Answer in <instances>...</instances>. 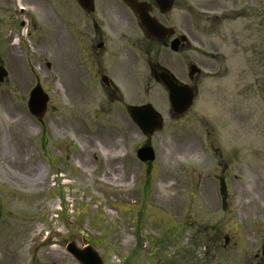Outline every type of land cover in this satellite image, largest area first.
<instances>
[{"label": "rangeland", "instance_id": "374dc122", "mask_svg": "<svg viewBox=\"0 0 264 264\" xmlns=\"http://www.w3.org/2000/svg\"><path fill=\"white\" fill-rule=\"evenodd\" d=\"M203 6L213 9L208 24ZM231 8V0H178L165 16L189 42L184 58L168 59L171 70L182 58L187 71L202 66L200 38L215 56L196 82L186 78L197 94L183 115L172 117L140 59L131 100L164 121L149 167L135 157L145 138L121 111L101 112L103 98L73 110L53 94L56 109L39 125L13 92L19 77L29 86L39 71L29 38L28 72L9 58L12 81L0 86V264H78L68 242L91 245L105 264H264V13L233 18Z\"/></svg>", "mask_w": 264, "mask_h": 264}, {"label": "flooded vegetation", "instance_id": "af4514ba", "mask_svg": "<svg viewBox=\"0 0 264 264\" xmlns=\"http://www.w3.org/2000/svg\"><path fill=\"white\" fill-rule=\"evenodd\" d=\"M136 1L149 3L151 16L165 27H171V34L162 41L150 38L125 0H94L91 11L82 9L76 0H0V31L4 35H0V66L6 69L0 86H8L12 81L9 58L21 62L28 72L25 56L29 38L39 71L32 76L33 83L29 86L21 77L15 81L13 92L21 98H27L30 90L40 85L44 92L54 94L73 110L81 107L89 110L92 98H103L101 112H109L113 107L127 117L129 107L134 104L131 99L139 93L141 58L146 63L149 79L167 93L160 81L161 74L173 75L177 84L187 77V64L183 60L186 47L180 46L176 53L169 49L171 40L178 38L184 28L171 25L165 19L167 13H160L152 0ZM248 2L231 0L230 15L238 18L264 13L263 0L257 1L254 8ZM212 10L201 8V23L209 22L204 13ZM199 44L200 64L205 69L214 55L204 52L203 38ZM173 55L183 58L179 66L171 70L168 59ZM48 106L56 109L52 104ZM44 120L45 116L37 123L42 125ZM221 183L225 196V182Z\"/></svg>", "mask_w": 264, "mask_h": 264}, {"label": "water", "instance_id": "95a60500", "mask_svg": "<svg viewBox=\"0 0 264 264\" xmlns=\"http://www.w3.org/2000/svg\"><path fill=\"white\" fill-rule=\"evenodd\" d=\"M83 8H88L92 5L93 0H78ZM157 2L165 9H169L171 2L170 0H157ZM135 10L139 13V18L142 25L145 27L148 34L155 38H162L166 29L159 26L153 19H151L146 10H141L142 4H137L130 1ZM195 67H191V74L194 73ZM4 76L3 69L0 68V81ZM162 82L169 90L168 100L174 113L181 114L185 112L191 105L193 99V93L191 89L184 86H177L167 76H162ZM47 98L41 94V91L37 88L34 89L28 100V109L30 113L38 118L40 117L46 107ZM131 118L134 123L139 127L140 131L147 136L152 135L156 131H160L162 128L161 116L150 106L142 105L131 108ZM136 155L142 162H151L154 159V152L150 145H144L136 151ZM66 250L80 263V264H103L101 258L97 253L90 247L86 246L83 249H79L74 243H68Z\"/></svg>", "mask_w": 264, "mask_h": 264}]
</instances>
